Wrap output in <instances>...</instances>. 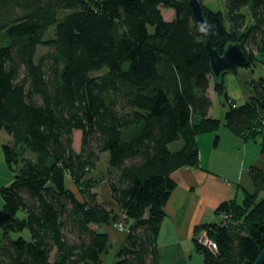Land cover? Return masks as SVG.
Masks as SVG:
<instances>
[{
  "label": "trees",
  "instance_id": "obj_1",
  "mask_svg": "<svg viewBox=\"0 0 264 264\" xmlns=\"http://www.w3.org/2000/svg\"><path fill=\"white\" fill-rule=\"evenodd\" d=\"M199 1L211 46L221 53L238 42L248 67L262 66L264 0H223L225 14ZM38 46L47 50L37 57ZM211 80L228 106L224 126L242 141L260 140L264 74L243 104L229 99L188 0H0V130L10 136L2 150L15 174L0 188L10 220L0 264H104L100 226L110 220L127 234L109 264H158L171 174L198 166L197 136L220 126L209 115ZM102 153L105 176L91 175ZM250 172L253 192L218 207L227 219L200 227L216 245L194 241L202 264H254L264 247V173ZM105 177L122 220L101 197Z\"/></svg>",
  "mask_w": 264,
  "mask_h": 264
},
{
  "label": "crops",
  "instance_id": "obj_2",
  "mask_svg": "<svg viewBox=\"0 0 264 264\" xmlns=\"http://www.w3.org/2000/svg\"><path fill=\"white\" fill-rule=\"evenodd\" d=\"M250 20L247 22L251 23ZM262 66H264V61ZM243 68L245 71H242L239 77L242 83L238 90L226 87V80L223 77L227 97L236 104H240L239 100L246 101L253 95L250 85L247 86L250 68ZM237 72H239V68ZM210 87L214 94L213 85ZM210 87L208 89L209 96ZM212 113L211 106L209 115L213 116ZM215 136L218 138L216 144L213 133L198 135L196 140L199 165L181 167L171 174L175 187L163 206L164 217L156 237L158 264H192L193 254L189 247L191 246L190 240L196 241L195 237L199 234L201 226L223 221V213L217 210L218 207L222 203L230 201L240 204L245 194L252 193L254 190L251 169H264V164L261 163L264 149H260L261 158L259 161L256 158H248L246 153L238 152L240 147L248 148V143L236 137L230 130L229 133L224 132V139L219 138L218 135ZM9 140L10 136L4 130H0V188L11 184L15 175L14 171L6 164L2 150V145ZM237 163H240L241 168L235 171ZM104 200L110 201L114 214L122 220L123 215L111 201L107 182L106 199ZM124 225L126 231H118L111 220L108 224L100 226L108 236L109 252L106 255V264L113 262L117 252L125 245L127 225ZM9 226L10 220L3 212V201L0 195V239L4 231H9ZM198 260L199 263H202V259Z\"/></svg>",
  "mask_w": 264,
  "mask_h": 264
},
{
  "label": "rangeland",
  "instance_id": "obj_3",
  "mask_svg": "<svg viewBox=\"0 0 264 264\" xmlns=\"http://www.w3.org/2000/svg\"><path fill=\"white\" fill-rule=\"evenodd\" d=\"M203 6L206 7L207 9H210V10H213V11H217V12H222L225 14V9H224V1L223 0H203ZM245 11V10H244ZM162 14H163V17L167 20H171L173 18V10L171 8H168V7H163L162 10H161ZM248 20L249 17H248ZM49 35H51V32L49 33ZM47 50V48L45 47H42V46H38L37 47V52H36V56L38 57L39 55H42L43 53H45V51ZM247 68V67H246ZM249 68V67H248ZM242 71H245V68L243 67H240L239 68V72H236L235 74H225L224 77H225V80H226V87H232L234 88L235 90H238V87L240 86V75L242 73ZM250 73H249V78L247 79V82L249 81L248 85H250V88L252 90V86H251V81H255L257 79H259L263 74H264V67L263 66H256V67H252L249 69ZM240 73V74H238ZM213 83H212V80L210 81V86H212ZM209 86V87H210ZM212 88L210 87V97H211V100H212V114L213 116L220 120V126L217 130V133H213L214 137L215 135H218L219 138L221 139H224V132L226 133H229V129L224 126V114L226 112V110L228 109V106L227 104L224 102V98L222 95H219V94H216L214 92L213 94V91H211ZM243 98V97H242ZM245 101L244 100H239V103L240 104H243ZM225 103V104H224ZM220 117V118H218ZM75 138H74V148L75 150H79V145H80V133L79 132H75ZM264 138V136L262 137ZM262 138H259L260 140ZM259 140L258 141H247L248 143V148L246 149H243L242 147H240L239 151L241 154H247L248 158H256V160L260 159L261 156H260V149H261V146L259 145ZM176 145L177 144H171L169 146V148L171 150H175L176 149ZM255 156H259V157H255ZM260 161V160H259ZM261 163L262 165L264 164V157L261 158ZM236 168L234 169L235 171L240 169L241 168V165L240 163H237V165L235 166ZM247 168V165L245 167V169ZM260 173H264V169L263 170H259L257 169ZM104 174L105 176V173H106V154L102 153L100 155V161L99 163L97 164L96 168L94 169V171L91 173V175H96V174ZM106 177L104 178L103 182L101 183V186H100V193H101V197L103 199H106ZM70 187L75 191L76 193V196L79 198V196L77 195V192H76V188H74L71 184H70ZM264 193H258V199L263 196ZM241 198V197H240ZM117 229V228H116ZM119 231V230H118ZM23 235H27L26 234V231L23 232ZM14 238L17 237L18 235L17 234H13L12 235ZM198 236V234H197ZM197 236L195 237V239L197 238ZM191 242V246L190 249H191V252L193 254V262L192 264H202L201 262L199 263V260L198 259H202V255L199 251L196 250L195 248V242L194 240H190ZM103 262L104 264H106V255L103 256Z\"/></svg>",
  "mask_w": 264,
  "mask_h": 264
},
{
  "label": "water",
  "instance_id": "obj_4",
  "mask_svg": "<svg viewBox=\"0 0 264 264\" xmlns=\"http://www.w3.org/2000/svg\"><path fill=\"white\" fill-rule=\"evenodd\" d=\"M188 5L190 7L194 23L198 28L200 23L205 21L201 2L199 0H188ZM199 35L209 56L210 69L215 78H222L225 74H235L238 68L249 66L248 58L243 52L240 43H228L220 53L218 49L211 46L207 35L200 32ZM263 263L264 247L260 251L254 264Z\"/></svg>",
  "mask_w": 264,
  "mask_h": 264
},
{
  "label": "built area",
  "instance_id": "obj_5",
  "mask_svg": "<svg viewBox=\"0 0 264 264\" xmlns=\"http://www.w3.org/2000/svg\"><path fill=\"white\" fill-rule=\"evenodd\" d=\"M223 218L224 220L228 218L227 215L223 214ZM114 227L117 228L119 231H126V226L121 223V222H116L114 223ZM197 242L202 245L205 246L207 248H209L212 251L216 250V245L215 243L209 238L207 231L206 230H201L196 238Z\"/></svg>",
  "mask_w": 264,
  "mask_h": 264
},
{
  "label": "clouds",
  "instance_id": "obj_6",
  "mask_svg": "<svg viewBox=\"0 0 264 264\" xmlns=\"http://www.w3.org/2000/svg\"><path fill=\"white\" fill-rule=\"evenodd\" d=\"M211 25H209L206 21L201 22L198 26V31L204 35H208L210 31Z\"/></svg>",
  "mask_w": 264,
  "mask_h": 264
}]
</instances>
